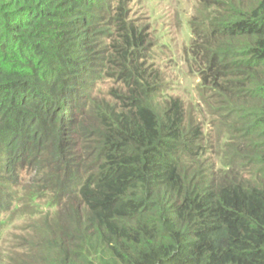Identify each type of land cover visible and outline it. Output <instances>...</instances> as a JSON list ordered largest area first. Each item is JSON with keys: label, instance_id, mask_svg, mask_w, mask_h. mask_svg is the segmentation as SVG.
Returning <instances> with one entry per match:
<instances>
[{"label": "trees", "instance_id": "trees-1", "mask_svg": "<svg viewBox=\"0 0 264 264\" xmlns=\"http://www.w3.org/2000/svg\"><path fill=\"white\" fill-rule=\"evenodd\" d=\"M134 0H0L5 264H264V0H197V100L162 91Z\"/></svg>", "mask_w": 264, "mask_h": 264}, {"label": "rangeland", "instance_id": "rangeland-1", "mask_svg": "<svg viewBox=\"0 0 264 264\" xmlns=\"http://www.w3.org/2000/svg\"><path fill=\"white\" fill-rule=\"evenodd\" d=\"M197 0H134L131 3L132 17L146 24L151 36L149 63L159 71L163 79L162 92L178 96L185 103L197 100V79L187 75L184 68L182 47L190 42L189 17ZM15 214L10 226L9 240L6 247L1 242L0 252L15 250L27 230L19 229L20 222ZM0 254V264H5Z\"/></svg>", "mask_w": 264, "mask_h": 264}]
</instances>
